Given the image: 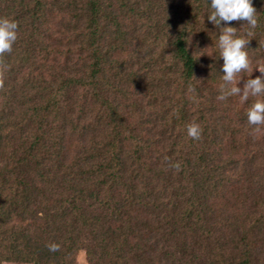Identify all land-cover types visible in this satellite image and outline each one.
<instances>
[{
    "label": "trees",
    "instance_id": "1",
    "mask_svg": "<svg viewBox=\"0 0 264 264\" xmlns=\"http://www.w3.org/2000/svg\"><path fill=\"white\" fill-rule=\"evenodd\" d=\"M207 13V0H0L18 23L0 54V264H72L81 247L90 264L258 263L264 222L246 206L264 200V125L247 122L256 97L216 98L222 60L197 49L218 35ZM52 19L72 49L53 50Z\"/></svg>",
    "mask_w": 264,
    "mask_h": 264
},
{
    "label": "clouds",
    "instance_id": "2",
    "mask_svg": "<svg viewBox=\"0 0 264 264\" xmlns=\"http://www.w3.org/2000/svg\"><path fill=\"white\" fill-rule=\"evenodd\" d=\"M207 8V20L219 31L214 45L212 42L210 46L197 47V49L203 52L214 46L219 60H222L219 68L222 83L219 85V94L216 98L225 100L227 97L238 96L241 101H246L249 96L256 97L257 99L246 109V118L249 125L255 126L254 130H259V127L264 125V99L259 98L264 96V63L258 62L255 67L254 71L259 75L243 79L242 87L237 84L238 74L249 71L251 67L246 50L250 47V40L247 37L252 35L251 30L258 23V13L253 6V0H207ZM232 21L241 22L240 28L247 25L249 31L237 35V28L229 23ZM17 28L16 20L0 17V54L11 51L17 39ZM191 90L189 86V91ZM186 133L188 137L198 139L201 135L200 125L196 122L187 124ZM48 247L50 251H55L58 245L51 244Z\"/></svg>",
    "mask_w": 264,
    "mask_h": 264
},
{
    "label": "rangeland",
    "instance_id": "3",
    "mask_svg": "<svg viewBox=\"0 0 264 264\" xmlns=\"http://www.w3.org/2000/svg\"><path fill=\"white\" fill-rule=\"evenodd\" d=\"M52 21H53V23H52ZM50 26H51V30H52V34H53V32H54L53 30H57V19H52ZM48 36H49L48 41L51 43L50 45L53 46L52 47V48H54L53 50H56V51L59 50L61 52L62 51L65 52V51H67V49H72L71 47H67L64 43H63L64 45H62V43L60 45L59 42H58V44L60 45L61 48L58 49L59 46H57V39L54 38L57 36L56 32H54L53 36L52 35L50 36L49 34H48ZM258 45H261V44L257 43V46ZM213 51L217 52V50H213L212 48L205 49L202 52L203 53L202 59L206 60L207 58H212L214 56ZM53 53H55V51H53ZM248 54H249V58L251 61L250 70L247 72L242 71L240 74H238V78H237V84H238V86H241V87L243 85V79L250 78L251 76L254 78L255 76L259 75L258 72L254 71L257 63L258 62L264 63V53L258 54L257 56H255L254 53H248ZM36 61H37V59H36ZM39 64H40V62L37 63L38 66H39ZM201 76H204V74L201 73ZM240 80H242V81L239 85ZM234 98L236 99V102H235L236 106H239L242 109V107L245 106L246 101H241L238 96H235ZM232 153L234 155L235 151H233ZM232 190H234V189H232ZM234 191L236 192V190H234ZM229 206H230V203H228L226 206L224 204V207L230 208ZM246 207H247L248 213H252L253 217H251V221L252 220L258 221V219H259L262 223L264 222V200L259 199V197L252 199L250 201L247 200V206ZM246 224H247L246 226L250 225L249 221H247ZM150 226L151 225H149L146 228L150 229L149 228ZM246 229H248V228H246ZM253 238H255V240ZM253 238L250 237L251 243L253 242L252 249L257 256V260H258L257 264H264V224H262L261 226H258V230H257V232L255 230V237H253ZM143 241H145V240H143ZM198 249L199 248H197V251H198ZM131 259L133 260V259H135V257L132 256ZM72 261H73L72 264H90L87 253L83 247H81L74 254ZM128 262H129V264H131L130 261H128ZM1 264H14V263H1ZM69 264H71V263H69ZM186 264H188V263H186ZM194 264H196V263H194Z\"/></svg>",
    "mask_w": 264,
    "mask_h": 264
}]
</instances>
